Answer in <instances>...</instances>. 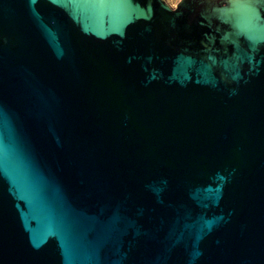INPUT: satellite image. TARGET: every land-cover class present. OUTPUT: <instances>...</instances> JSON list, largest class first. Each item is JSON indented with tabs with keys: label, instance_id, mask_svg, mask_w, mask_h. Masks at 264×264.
Masks as SVG:
<instances>
[{
	"label": "water",
	"instance_id": "1",
	"mask_svg": "<svg viewBox=\"0 0 264 264\" xmlns=\"http://www.w3.org/2000/svg\"><path fill=\"white\" fill-rule=\"evenodd\" d=\"M0 264H264V0H0Z\"/></svg>",
	"mask_w": 264,
	"mask_h": 264
},
{
	"label": "rangeland",
	"instance_id": "2",
	"mask_svg": "<svg viewBox=\"0 0 264 264\" xmlns=\"http://www.w3.org/2000/svg\"><path fill=\"white\" fill-rule=\"evenodd\" d=\"M168 7L173 8L176 6V4L180 1V0H163Z\"/></svg>",
	"mask_w": 264,
	"mask_h": 264
},
{
	"label": "flooded vegetation",
	"instance_id": "3",
	"mask_svg": "<svg viewBox=\"0 0 264 264\" xmlns=\"http://www.w3.org/2000/svg\"><path fill=\"white\" fill-rule=\"evenodd\" d=\"M173 8H175V7H173Z\"/></svg>",
	"mask_w": 264,
	"mask_h": 264
}]
</instances>
